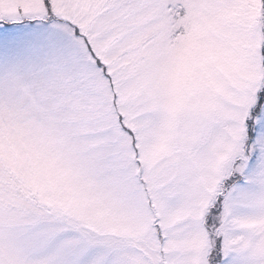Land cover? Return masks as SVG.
I'll list each match as a JSON object with an SVG mask.
<instances>
[{"label":"snow or ice","instance_id":"snow-or-ice-1","mask_svg":"<svg viewBox=\"0 0 264 264\" xmlns=\"http://www.w3.org/2000/svg\"><path fill=\"white\" fill-rule=\"evenodd\" d=\"M0 264H264V0H0Z\"/></svg>","mask_w":264,"mask_h":264}]
</instances>
